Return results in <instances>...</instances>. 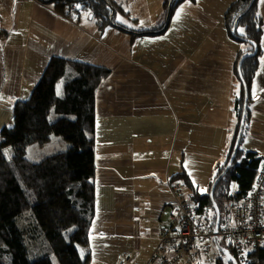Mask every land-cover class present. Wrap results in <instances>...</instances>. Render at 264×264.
<instances>
[{
	"label": "crops",
	"instance_id": "crops-1",
	"mask_svg": "<svg viewBox=\"0 0 264 264\" xmlns=\"http://www.w3.org/2000/svg\"><path fill=\"white\" fill-rule=\"evenodd\" d=\"M117 1L128 15L115 19L127 31L99 28L90 14L65 15L41 0H0V130L52 57L109 70L95 95V213L82 250L88 264L124 257L145 264L159 227L170 222L168 180L184 173L208 191L234 125L242 45L224 15L235 0H184L162 33L141 35L128 29L166 22L162 1ZM257 11L262 32L240 147L263 157L264 0ZM210 254L202 264H213Z\"/></svg>",
	"mask_w": 264,
	"mask_h": 264
},
{
	"label": "trees",
	"instance_id": "trees-1",
	"mask_svg": "<svg viewBox=\"0 0 264 264\" xmlns=\"http://www.w3.org/2000/svg\"><path fill=\"white\" fill-rule=\"evenodd\" d=\"M65 15L87 13L99 28L107 25L127 28L116 21L115 14L128 15L117 0H41ZM166 22L157 27L136 30L134 34L162 33L174 11L184 0H161ZM230 36L241 43L237 63V90L233 95V130L224 159L216 165L214 179L223 171L232 152L249 84L258 64L261 20L257 0H235L224 15ZM132 21H135L132 19ZM233 27L235 28L232 32ZM256 49V51H255ZM255 51V53H254ZM109 70L86 62L52 57L38 83L26 99L15 101L10 123L0 130V264H88L89 233L95 213V95ZM228 170L217 181L213 201L221 213L234 184L239 196L244 195L256 177L262 157L244 152L240 145ZM57 136L66 145L39 160L17 151L10 159L5 148L26 143L44 146ZM62 143V142H61ZM189 188L187 195L204 215L207 227H214V212L209 189L199 192L184 173L177 174ZM210 188V186H209ZM217 238L218 244L233 256L229 244ZM224 244V245H223ZM215 264H228L218 251ZM251 264H264V249L251 254Z\"/></svg>",
	"mask_w": 264,
	"mask_h": 264
},
{
	"label": "built area",
	"instance_id": "built-area-1",
	"mask_svg": "<svg viewBox=\"0 0 264 264\" xmlns=\"http://www.w3.org/2000/svg\"><path fill=\"white\" fill-rule=\"evenodd\" d=\"M168 186L172 196L170 222L159 227L156 245L145 264H202L214 237L227 240L235 264H251V254L264 249V156L249 190L239 196L234 189L226 197L217 232L197 213L181 179L168 180ZM118 264L131 263L124 257Z\"/></svg>",
	"mask_w": 264,
	"mask_h": 264
},
{
	"label": "water",
	"instance_id": "water-1",
	"mask_svg": "<svg viewBox=\"0 0 264 264\" xmlns=\"http://www.w3.org/2000/svg\"><path fill=\"white\" fill-rule=\"evenodd\" d=\"M234 30H235V28L233 27L232 32H234ZM255 51H256V49H255ZM255 51H254V53H255ZM244 57H245V54L241 55L239 60H238V63H237V72H238L239 78L241 77V75H240V66H241V62L244 59ZM246 107H247V91H246V88H244L243 109H242V114H241V118H240V121H239L238 129H237L234 145H233V148H232V152L230 154V157H229V159H228V161L226 163V166L224 167L223 171L214 179V181L212 182V184L210 185V188H209V197H210V200H211V203H212V209H213L214 216H215V218H214V227H213L214 232H217L218 229H219L221 213H220V210L218 209V207L215 205V203L213 201V190H214V187H215L217 181L228 170V168L230 167V165H231V163H232V161H233V159H234V157L236 155V151L238 149V146H239V143H240V139H241V136H242V132H243V128H244ZM213 242H214L217 250L222 252L225 255V257H226L225 260H227L229 258H233V260H234V257L228 252V250L223 248V247H221L218 244L217 237H214V241Z\"/></svg>",
	"mask_w": 264,
	"mask_h": 264
},
{
	"label": "rangeland",
	"instance_id": "rangeland-1",
	"mask_svg": "<svg viewBox=\"0 0 264 264\" xmlns=\"http://www.w3.org/2000/svg\"><path fill=\"white\" fill-rule=\"evenodd\" d=\"M131 9H133V8H131ZM58 138L59 137H57V136L52 137V139L49 143H47L41 147V146H38L36 144H33L34 137H29L26 143H23L20 145H12V146L5 148V155H6V157L10 158L17 151H20V152H24L31 159L37 161V160L41 159L44 155L51 153L55 149L60 150V149L65 148V146H66V145H64L65 143ZM235 187L236 186L234 184H232L231 185V191L234 190ZM212 213H213V210H212ZM220 239H221L220 241L222 242L223 238H220ZM225 243H227V240H225ZM210 253H211L210 257L213 261V264H215L216 258H218V256H219L218 250H217L215 244H213V247L211 248ZM214 259H215V262H214Z\"/></svg>",
	"mask_w": 264,
	"mask_h": 264
},
{
	"label": "flooded vegetation",
	"instance_id": "flooded-vegetation-1",
	"mask_svg": "<svg viewBox=\"0 0 264 264\" xmlns=\"http://www.w3.org/2000/svg\"><path fill=\"white\" fill-rule=\"evenodd\" d=\"M228 260H229L228 264H235V261L233 260V258H229Z\"/></svg>",
	"mask_w": 264,
	"mask_h": 264
}]
</instances>
